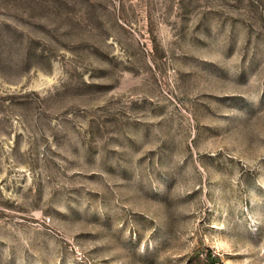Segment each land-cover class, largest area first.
I'll list each match as a JSON object with an SVG mask.
<instances>
[{
	"label": "rangeland",
	"instance_id": "obj_1",
	"mask_svg": "<svg viewBox=\"0 0 264 264\" xmlns=\"http://www.w3.org/2000/svg\"><path fill=\"white\" fill-rule=\"evenodd\" d=\"M0 264H264V0H0Z\"/></svg>",
	"mask_w": 264,
	"mask_h": 264
}]
</instances>
